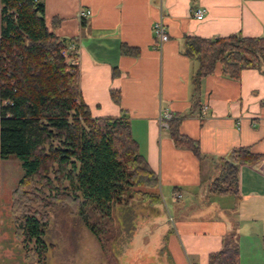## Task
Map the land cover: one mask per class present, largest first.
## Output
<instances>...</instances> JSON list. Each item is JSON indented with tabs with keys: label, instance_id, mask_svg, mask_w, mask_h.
<instances>
[{
	"label": "crops",
	"instance_id": "0c3cea01",
	"mask_svg": "<svg viewBox=\"0 0 264 264\" xmlns=\"http://www.w3.org/2000/svg\"><path fill=\"white\" fill-rule=\"evenodd\" d=\"M42 2L48 30L75 46L80 94L90 114L127 116L159 189L172 199L183 250L174 235L171 264H207L208 253L226 238L238 246L239 264H264V157L239 165L236 193L208 190L234 147L264 153V66L244 68L233 79L217 64L194 91L197 61L183 53L186 35L264 36V0ZM196 7L204 8L201 19L193 15ZM159 20L168 35L161 43L154 33ZM165 111L180 117V132L198 142L201 158L175 145L160 125ZM180 209L184 218L177 216Z\"/></svg>",
	"mask_w": 264,
	"mask_h": 264
},
{
	"label": "trees",
	"instance_id": "16d2710c",
	"mask_svg": "<svg viewBox=\"0 0 264 264\" xmlns=\"http://www.w3.org/2000/svg\"><path fill=\"white\" fill-rule=\"evenodd\" d=\"M66 47L48 30L42 0H0V160L13 156L23 169L11 191L10 212L15 234L31 242L39 259L47 250L46 213L30 202L47 203L38 191L47 189V195L75 203L97 237L99 222L90 220L91 212L110 218L134 186L143 200L160 198L158 176L140 153L127 116L90 114L81 98L78 67L62 53ZM183 53L197 61L192 76L197 91L201 78L217 64L233 79L244 68L264 66V36L186 35ZM68 54L76 57L75 50ZM179 123V116L167 120L175 145L201 158L198 142L181 133ZM262 157L248 146L234 147L210 181L209 192L236 193L239 165ZM207 264H239L238 246L224 239L220 249L208 253Z\"/></svg>",
	"mask_w": 264,
	"mask_h": 264
},
{
	"label": "rangeland",
	"instance_id": "374dc122",
	"mask_svg": "<svg viewBox=\"0 0 264 264\" xmlns=\"http://www.w3.org/2000/svg\"><path fill=\"white\" fill-rule=\"evenodd\" d=\"M22 173L17 158L0 160V264H171V240L176 235L172 199L159 189L160 198L150 203L134 192L138 189L135 186L122 195L126 200L114 206L110 218L89 214L91 221L99 222V237L85 226L75 211V203L53 198L47 195V189H43L44 193L38 191L47 203L30 202L33 209L46 213L47 250L39 259L31 242L25 243L22 236L15 234L10 212L11 191ZM177 216H186L183 209ZM192 216L187 215L190 220H199V216Z\"/></svg>",
	"mask_w": 264,
	"mask_h": 264
},
{
	"label": "built area",
	"instance_id": "2783aa9c",
	"mask_svg": "<svg viewBox=\"0 0 264 264\" xmlns=\"http://www.w3.org/2000/svg\"><path fill=\"white\" fill-rule=\"evenodd\" d=\"M204 8H201V7H196L194 10H193V15L195 18L197 19H201L203 16H204ZM89 13V10L88 9H85V10H80L79 12V16L81 18H85ZM154 33L158 36V40L159 42L161 43L162 41L166 40L168 35L166 33V30H165V27L162 23L161 20L157 21L155 24H154ZM69 50H75V46L74 44H69L65 49L62 50V53L63 55H65L67 61L71 64H74L75 60L73 59V57H70L69 54H68V51ZM171 117V115L165 111L163 114H162V117L160 118V125L162 127H166L167 126V120Z\"/></svg>",
	"mask_w": 264,
	"mask_h": 264
}]
</instances>
